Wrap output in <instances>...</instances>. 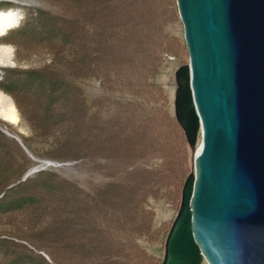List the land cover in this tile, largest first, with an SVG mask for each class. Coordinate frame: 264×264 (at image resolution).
<instances>
[{
  "label": "rangeland",
  "instance_id": "374dc122",
  "mask_svg": "<svg viewBox=\"0 0 264 264\" xmlns=\"http://www.w3.org/2000/svg\"><path fill=\"white\" fill-rule=\"evenodd\" d=\"M2 12L17 14L0 20L17 118L0 117V264H162L200 147L175 116L189 63L177 1L0 0Z\"/></svg>",
  "mask_w": 264,
  "mask_h": 264
},
{
  "label": "water",
  "instance_id": "95a60500",
  "mask_svg": "<svg viewBox=\"0 0 264 264\" xmlns=\"http://www.w3.org/2000/svg\"><path fill=\"white\" fill-rule=\"evenodd\" d=\"M176 1L175 116L200 147L162 264H264V0Z\"/></svg>",
  "mask_w": 264,
  "mask_h": 264
},
{
  "label": "bare ground",
  "instance_id": "6f19581e",
  "mask_svg": "<svg viewBox=\"0 0 264 264\" xmlns=\"http://www.w3.org/2000/svg\"><path fill=\"white\" fill-rule=\"evenodd\" d=\"M11 13V12H10ZM10 13H0V20L2 23L6 21L10 23L13 21V24L16 21L17 14ZM17 22V21H16ZM1 27V25H0ZM12 49L5 45H0V66L10 65L12 63ZM0 117L7 118L10 120H15L17 118V110L12 101V99L4 94L0 90Z\"/></svg>",
  "mask_w": 264,
  "mask_h": 264
},
{
  "label": "trees",
  "instance_id": "16d2710c",
  "mask_svg": "<svg viewBox=\"0 0 264 264\" xmlns=\"http://www.w3.org/2000/svg\"><path fill=\"white\" fill-rule=\"evenodd\" d=\"M26 27V24H25V26H22V27H20L19 29H17V30H13V31H11V32H9L8 33V36L5 38V39H10L11 38V36H13L14 34H15V32L16 33H18V31L19 30H23L24 28ZM21 34V33H20ZM75 80V79H74ZM21 82L19 81V80H15V81H13V82H11L10 80H8V84L6 83L5 84V86L7 85V88L10 90V89H17V88H19L20 86H21V84H20ZM77 83V84H76ZM4 84V83H3ZM75 84L79 87V89H80V83L79 82H75ZM20 85V86H19ZM85 98V97H84ZM85 100H86V104H88V99L87 98H85ZM42 173V172H41ZM40 174V173H39ZM38 179L40 178L38 175L36 176ZM35 181H37V180H35V178H32V179H30V180H28V182H35Z\"/></svg>",
  "mask_w": 264,
  "mask_h": 264
}]
</instances>
